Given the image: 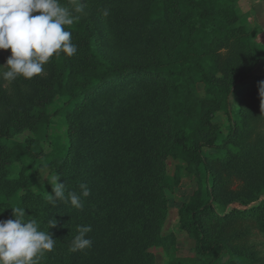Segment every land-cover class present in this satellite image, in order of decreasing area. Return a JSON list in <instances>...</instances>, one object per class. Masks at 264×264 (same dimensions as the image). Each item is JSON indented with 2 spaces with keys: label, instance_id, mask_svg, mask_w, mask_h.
I'll use <instances>...</instances> for the list:
<instances>
[{
  "label": "rangeland",
  "instance_id": "rangeland-1",
  "mask_svg": "<svg viewBox=\"0 0 264 264\" xmlns=\"http://www.w3.org/2000/svg\"><path fill=\"white\" fill-rule=\"evenodd\" d=\"M62 1L66 3L60 1L62 5L71 6L70 0ZM94 3L96 0H83L84 12L81 17L85 19L84 24L77 23L76 27L68 29L72 32V42L77 46L74 56L79 57L85 43L94 37L95 24V29L104 37L99 46L103 47L108 58L126 64L151 62L155 65L174 55L176 48L183 45L182 27L179 26L178 18L181 13L205 18L208 12L214 11L226 21L232 22L233 28L213 38L200 49L189 45L186 49L190 55L204 58L217 78L223 81L227 80L230 71L239 68L252 67L255 72L259 71L258 58L264 48V0H103L101 5H106L109 12L108 23L116 27V35L104 30L101 14L97 12ZM99 16L100 23L97 22ZM176 41L178 45L174 47ZM182 49L179 48L177 53H182ZM9 54L10 50L0 49V65L5 63ZM84 64L78 58L75 67H83ZM53 71V66L46 63L40 79L45 83H52ZM36 78L38 77H33ZM80 82L74 74L69 86L70 95H73ZM31 83L32 80L25 82L22 77L12 83L0 79V117L4 121L11 116L10 112L22 109L20 115L30 108L37 93ZM113 87L116 85L111 84L99 90V101L89 103L72 114L76 127L75 130L72 129L75 145L71 164L82 177L90 168L94 170V167H98L101 155L110 153L108 160L116 163L117 174L126 178V181L112 176L117 188L112 195L114 201L112 200L109 210L104 207L107 211L105 217L116 218L111 222L115 224L118 233L128 235L133 229L129 226L130 214L127 208L131 203L128 199L131 188L138 185L140 188H137L141 190L145 185L132 178L134 175L130 169L135 165L139 167L140 164H145L146 154L153 151L164 133L163 101L161 94L156 91L135 93L125 103V107L117 109L110 99ZM194 95L198 100L195 105L197 115L203 100L211 96L205 93L201 82L195 83ZM68 99L69 96L56 95L51 102L49 99L45 105L36 108L51 114L46 135L37 137L32 128L24 125L8 137L13 142H22L34 135L37 142L32 140L30 144L31 157H21L16 152L9 160L8 154L6 167L11 172L10 176L20 180H15L9 194L4 189L3 193L6 195L0 199L15 203L26 191L39 190L45 193V190L51 189V176L56 172L42 164L45 156L53 150L54 142L59 146H65L69 142L70 132L63 111ZM259 99L255 90H243L237 94L234 92L230 100L231 107L235 112L242 109L243 113L240 135L237 136L235 145L225 148V152H209L210 164L219 182L215 190V214L205 217L204 221L209 237L227 240L226 251L215 264H241L242 259L237 254L250 247L254 251L258 250L255 253L257 260L253 264H264L262 220L249 218L246 215L248 213L244 216L238 211L264 200V106ZM221 110L219 108L210 122L218 126L221 133H225V120ZM155 166L158 169L155 182L164 178L162 181L171 185V188H165V215L156 216L154 222H146L144 225H147V235L154 238L141 248V256L125 254L123 259L116 257L115 264H204V260L193 250L194 241L180 227L177 213L183 201H187L198 189H204V172L202 169L191 170L183 159L170 156L164 158V167L160 168L158 163ZM174 167L178 168L177 180L174 178ZM120 168L124 173H120ZM21 175L26 176L22 184ZM45 177H48L47 181ZM229 212L231 215L227 214ZM118 213H122L121 217ZM105 226V223H99L97 227L102 230ZM72 235H76V228ZM157 235L164 237L169 243L165 246L154 244ZM126 238H123V242ZM125 249L128 250L127 247ZM142 250L151 252L150 260ZM78 257L84 259L86 264L97 263L93 254L86 257L80 254Z\"/></svg>",
  "mask_w": 264,
  "mask_h": 264
},
{
  "label": "trees",
  "instance_id": "trees-1",
  "mask_svg": "<svg viewBox=\"0 0 264 264\" xmlns=\"http://www.w3.org/2000/svg\"><path fill=\"white\" fill-rule=\"evenodd\" d=\"M102 1L96 0L94 3L97 12L101 14L102 26L108 34L112 31L116 35V27L109 24L107 16L103 15V10L107 7L101 5ZM97 18L99 19L96 21L100 23V16ZM178 18L179 26L182 27L183 45L176 48L174 55L155 65L151 62L126 64L108 58L103 47L99 46L104 37L100 35L99 30L95 29L94 24V37L85 43L83 53L81 52L79 57L74 55L69 57L59 53L50 58L48 64H51L54 69L52 83L43 82V79H40L41 75H38L36 79H31V84L36 88L37 93L30 105V110L20 115L22 109L10 112L11 116L5 121L0 117V197H5L3 190H8L9 194L15 180H20V178L10 176L11 172L6 167L8 154L9 160L16 152L21 157H31L29 152L32 140L36 143L38 136L47 134L51 114L36 108L45 105L49 99L51 102L56 95L69 96L63 106L68 132H70L69 142L65 146H59L54 142L53 150L45 156L42 165L48 166L50 170L61 176L59 182H65L66 193L68 191L79 193L80 184L88 186L91 194L87 198H82L83 208L76 209L67 201H57L53 206L47 199L48 194H51V189L45 190V193L39 190L26 191L15 203L8 202L4 198L0 199V220L12 218L10 207L17 206L26 208V215H30L27 218H36L41 229L47 230L48 222L51 219L56 220V226L50 228L49 231L57 243L53 251L45 254L41 264H86L84 259L78 257L80 254L84 257L93 254L97 260L96 264H115L116 257L123 259L125 254L141 256V248L148 240L154 238L147 235V225H144L146 222H154L156 216L165 215L167 198L165 188H171V185L162 181L164 178L155 182L158 176L155 163H158L160 168L164 167V158L167 156L181 158L187 162L191 170L202 169L204 172V186L202 185L204 191L198 189L192 197L181 203L177 211L179 225L194 241L193 250L196 255L204 260V264H215L226 251L227 240L209 237L204 221L205 217L215 214V190L219 182L211 167L209 152L212 150V153L221 154L225 152V148L235 145L236 138L240 135V126L243 124V113L242 109L235 112L230 100L234 92L237 94L243 90H255L260 96L259 84L260 81H264V48L258 58L259 71L255 72L252 67L239 68L230 71L227 80H220L204 58L190 55L186 48L189 45H195L200 49L213 38L232 29V22L226 21L214 11L208 12L205 18L188 16L185 13H181ZM84 20V17H81L73 25L66 26L67 30L69 27H76L77 23L84 24ZM176 45L178 41L175 42L174 47ZM179 48H183L182 53H177ZM78 58L85 63L83 67H75ZM74 74L81 82L73 95H70L69 86ZM27 81L30 80H25ZM197 82L203 84L205 93L211 98L203 100L196 115L195 105L198 100L194 95V87ZM111 84L116 85L111 91L110 99L117 109L125 107V103L135 93L156 91L161 94L163 101L162 127L164 133L158 144L153 147V151L146 154L145 164H140L139 167L135 165L130 169L134 175L131 177L135 181L140 180L145 185L141 190L137 188H140L138 185H134V189L131 188L132 192L128 197L131 203L127 208L130 214L129 226L131 225L133 229L128 235L118 233L115 224L111 222L116 218L105 217L106 210H109L112 200L114 201L112 195L117 188L112 176H116L115 179L126 181V178L117 174L116 163H110L108 160L110 153L101 155L100 159H97L98 167H94V170L90 168L82 177L79 176L78 171H75L76 167H72L73 164H71V155L75 145L72 129L76 127L72 114L89 103L99 101V90ZM259 102L264 106V99L261 96ZM219 108L222 109V116L225 120V133H221L218 126L210 122ZM24 125L32 128L33 134L37 137L30 135L22 142H13L8 139ZM49 140L51 141L50 137ZM36 148L38 151V147ZM105 165L106 167L101 170ZM177 170L178 168L174 167L175 180L178 178ZM120 173H124L122 168H120ZM24 178L26 179V176L21 175V184L25 181ZM238 211L242 215L248 213L246 215L249 218L261 219V229H264V200L253 207ZM118 214L121 217L122 213ZM227 214L231 215V212ZM99 223L106 224L104 229H98ZM77 225L92 226V231L88 235L92 240V246L83 251L73 252L70 251L74 237L72 232ZM123 238H126L125 242ZM155 238L157 241L155 239L154 244L165 246L169 243L164 237L157 235ZM142 252L150 260L151 252L143 250ZM257 252L258 250L254 251L250 247L238 253L237 256L242 259L241 264H253L257 260L255 256Z\"/></svg>",
  "mask_w": 264,
  "mask_h": 264
},
{
  "label": "clouds",
  "instance_id": "clouds-1",
  "mask_svg": "<svg viewBox=\"0 0 264 264\" xmlns=\"http://www.w3.org/2000/svg\"><path fill=\"white\" fill-rule=\"evenodd\" d=\"M71 6L60 0H0V49L10 50L5 63L0 65V79L12 83L18 78L31 80L44 72V65L54 55L63 53L69 57L77 52L72 42V32L66 26L73 25L84 12L83 0H70ZM109 14L108 9L103 15ZM264 99V81L259 84ZM46 181L48 177L44 178ZM57 173L51 176V194L48 201L70 202L82 209V198L91 193L86 184H80V192L65 191V182H59ZM11 217L0 220V264H41L45 254L54 250L57 240L50 228L56 220L48 222L47 230L41 229L36 218H27L24 207H10ZM91 225H77L70 251H83L92 246L88 233Z\"/></svg>",
  "mask_w": 264,
  "mask_h": 264
}]
</instances>
